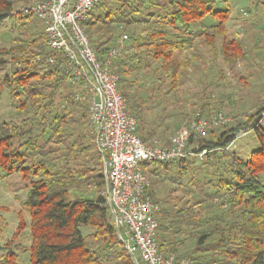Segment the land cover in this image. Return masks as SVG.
Wrapping results in <instances>:
<instances>
[{
  "label": "trees",
  "instance_id": "obj_1",
  "mask_svg": "<svg viewBox=\"0 0 264 264\" xmlns=\"http://www.w3.org/2000/svg\"><path fill=\"white\" fill-rule=\"evenodd\" d=\"M25 1L0 0V21L22 13L15 5ZM229 16L227 0H103L94 6L84 30L101 56L114 44L119 24L128 33L126 48L117 58L118 88L143 140L148 141L158 132V121L147 119L152 108L147 104L154 92L167 83L175 95L181 71L198 57L192 53L182 58L175 52L199 43L214 55L220 53L225 62L245 59L248 51L241 41L225 37ZM29 34L14 37L15 43L9 49L12 62L22 63L12 70L11 77L3 78L15 99L16 116L0 120V171L18 172L27 179L24 205L29 213L30 242L25 251L29 263L134 264L111 221L103 163L89 126L87 103L66 101L73 86L54 67L41 66L47 53L43 29L36 35ZM217 39H221L219 49ZM130 46L134 49L128 50ZM152 82H157V88ZM215 93L206 87L194 93L190 103L193 110L180 114L179 125L220 112L224 103ZM262 112L264 104L247 114L245 122L220 124L189 138V155L207 149L202 163L218 162L223 155L229 157L215 174L214 182L195 183L196 188L190 192H204V187L210 186L211 192L202 197H187L176 205L152 189L172 163L176 165L174 180L180 182L185 161L190 160L188 155L177 161L142 165L150 182L144 194L160 204L154 216L163 254L187 257L191 264H264ZM251 120L248 129L254 130L260 147L247 159L226 154L230 140ZM159 135H164V130ZM23 228L22 224L18 226ZM186 241L191 243L189 248L184 246ZM0 264H23L11 240L0 244Z\"/></svg>",
  "mask_w": 264,
  "mask_h": 264
},
{
  "label": "built area",
  "instance_id": "obj_2",
  "mask_svg": "<svg viewBox=\"0 0 264 264\" xmlns=\"http://www.w3.org/2000/svg\"><path fill=\"white\" fill-rule=\"evenodd\" d=\"M101 1L26 0L20 10L41 22L47 50L43 60L73 86L66 101L87 103L89 126L103 163L111 221L127 254L134 264H191L187 257L159 250L154 214L160 204L144 194L150 182L142 165L177 161L192 154L187 148L190 137L230 118L223 112L195 117L180 124L166 142L156 136L143 140L118 88L117 58L126 48L128 33L119 24L114 44L101 56L84 30V22ZM232 144L233 139L226 148ZM205 153L207 149L201 148L194 154L202 158Z\"/></svg>",
  "mask_w": 264,
  "mask_h": 264
},
{
  "label": "rangeland",
  "instance_id": "obj_3",
  "mask_svg": "<svg viewBox=\"0 0 264 264\" xmlns=\"http://www.w3.org/2000/svg\"><path fill=\"white\" fill-rule=\"evenodd\" d=\"M24 4L25 2H18L15 9H20ZM227 4L230 7V16L225 22V37L241 41L248 51L245 59L225 62L220 53L214 55L208 47L199 43H195L191 49L175 52L176 56L182 58L189 57L192 53L198 57L192 65L181 71L180 87L175 95L168 84L164 83L154 92L153 99L147 104L152 107L147 113V119H154L159 124L155 134L158 139L159 136L168 138L177 124L179 125L180 114L193 110V106H190L194 101L192 96L203 87L215 91V96L223 100L224 107L220 112L230 118L227 122L229 125L238 121L245 122L247 114L264 104V0H227ZM42 29L33 15L26 18L25 14L20 12L0 21V120L9 121L16 116L15 99L10 95L8 86L3 83L5 76L11 77L12 70L22 66V63H13L11 59L9 49L15 43L13 38L29 36V33L36 35ZM220 44L221 39H217L218 49ZM45 51L47 52L46 49ZM41 66L46 69L49 65L44 62ZM152 83L157 88V82ZM179 98L183 99V102L176 100ZM234 115L237 116L236 119L232 118ZM252 123L253 120L248 121L239 129L233 138V144L226 148V154L233 153L238 158L247 159L260 147L254 130L248 129ZM259 125L264 130V112L260 115ZM162 130L164 135H159ZM188 157L190 160L185 161L186 166L180 182L174 180L176 165L172 163L166 176L153 185L155 194L169 199L176 205L181 204L187 197H202L205 192H211V188L207 185L204 192H190L196 188L195 183H203L202 181L206 180L214 182L215 174L221 171L222 164L229 161V157L224 155L218 158V162H211L212 164L202 163L203 158L195 154ZM27 191V179L20 173L5 174L0 171V244L11 240L18 260L23 264H30L29 253L25 251L30 242L29 213L24 205ZM21 224L24 225L22 230L18 229ZM190 245V241L184 243L186 248Z\"/></svg>",
  "mask_w": 264,
  "mask_h": 264
}]
</instances>
